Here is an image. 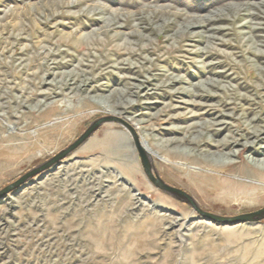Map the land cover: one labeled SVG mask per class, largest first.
Instances as JSON below:
<instances>
[{
    "label": "rangeland",
    "instance_id": "rangeland-1",
    "mask_svg": "<svg viewBox=\"0 0 264 264\" xmlns=\"http://www.w3.org/2000/svg\"><path fill=\"white\" fill-rule=\"evenodd\" d=\"M112 20L121 27L102 33ZM64 78L86 90L56 95ZM108 115L200 209L262 208L251 161L264 158V0H0V189ZM231 151L228 169L190 156ZM0 264H264V218L204 219L151 184L129 132L109 122L0 199Z\"/></svg>",
    "mask_w": 264,
    "mask_h": 264
},
{
    "label": "water",
    "instance_id": "water-1",
    "mask_svg": "<svg viewBox=\"0 0 264 264\" xmlns=\"http://www.w3.org/2000/svg\"><path fill=\"white\" fill-rule=\"evenodd\" d=\"M117 123L124 127L132 137L135 149L138 153L140 163L143 169V173L151 182V184L158 188L159 190L176 197L188 205H190L198 214H200L204 219L211 221L216 224L221 225H234L240 223H255L264 218V206L260 209L255 211L241 213L238 215L233 216H223L218 215L215 213L207 212L200 209L195 201L183 190L170 186L166 184L160 176L154 171L151 159L146 155L144 149L140 144V140L136 132L134 131L133 127L126 122L124 119L116 117L114 115H108L104 117H100L94 120L70 145H68L63 150L56 153L50 159L45 161L44 163L33 167L29 171L25 172L23 175L18 177L15 181L9 183L2 189H0V199L5 197L7 194L11 193L12 191L18 189L20 186L24 185L28 180L32 179L33 177L45 172L46 170L50 169L51 167L58 164L60 160L65 158L69 153L74 151L78 146H80L83 142H85L99 127L104 123Z\"/></svg>",
    "mask_w": 264,
    "mask_h": 264
},
{
    "label": "bare ground",
    "instance_id": "bare-ground-1",
    "mask_svg": "<svg viewBox=\"0 0 264 264\" xmlns=\"http://www.w3.org/2000/svg\"><path fill=\"white\" fill-rule=\"evenodd\" d=\"M96 9H93V10H95L94 11V13L93 14H98V13H100L101 12V10H100V7L98 8V7H95ZM98 8V9H97ZM103 10V9H102ZM117 12H112V16H111V18L113 19V17H115V16H117V14H116ZM210 17L211 16H206V17H200V18H197V17H195V16H187V19L186 20H191L190 21V24H193V23H199V21H205L206 19H210ZM137 20V19H136ZM185 20V21H186ZM195 20V21H194ZM115 20H112V21H109V23H105V25L103 26V27H101L102 28V33H108V32H110V31H114L115 29H119L121 26H115V23L116 22H114ZM192 22V23H191ZM197 26H198V24H197ZM89 27V25H87V24H82V25H79L78 26V30H84V29H87ZM126 27V26H125ZM186 27V26H185ZM190 27H194V26H190ZM119 33H118V31H115V33H114V35H118ZM116 37H109V38H107V40H106V42H109V43H112V41H113V39H115ZM68 44V43H67ZM68 46H70L69 44H68ZM71 48V47H70ZM116 50H118V51H121V53H126V52H128V53H130V54H133V55H137V52L135 53L134 51H130L129 49H125V48H115ZM127 65V63H123V62H120V61H118V62H116V66H120V67H124V65ZM130 66V65H129ZM134 67V66H133ZM128 68V66H126V67H124V69H127ZM129 70V69H128ZM68 76V75H67ZM63 83L61 84V86H59L57 89H59V92H57L56 93V95H60L59 93H60V91H62V89H66V88H68L69 89V91H71V92H80V91H83V90H86V88H85V86L87 85V83H85V82H82V84H79V85H75V86H69L70 84L69 83H67L66 82V78H64L63 79ZM76 82H73V84H75ZM91 92V89H89L88 90V97L90 98V99H93V98H95V97H92V96H90L89 95V93ZM96 98H99V97H96ZM107 98V97H106ZM98 100V99H97ZM104 100H106V99H104ZM107 101V100H106ZM194 106H196V105H194ZM129 121V120H128ZM217 125H219V124H217ZM199 141V140H198ZM198 141H194V140H192V142L193 143H196V142H198ZM206 143V142H205ZM140 144H141V146H142V148L144 149V151H145V153H146V155L151 159L152 157H156L157 156V154L154 152V151H152V149L147 145V143H146V140H145V138L144 137H142L141 136V141H140ZM196 145H197V143H196ZM224 145H226L222 140L221 141H217V142H215V143H207V146L209 147V148H219V147H221V146H224ZM232 145H235V146H245L244 144H241V142H240V140H234V142H233V144ZM242 151H243V149H242ZM239 153H241V152H239ZM239 153L237 154V155H239ZM186 156H187V154H185ZM210 155V157H212L213 159H207V158H198V157H196L195 155H193V154H190V156L193 158V160L195 161V162H197L198 164H203V165H206V166H214V167H220V168H223V169H228L229 167H231L232 165H231V162L232 161H229V158H232V156L233 157H235L236 155H235V153L234 152H227V153H219V152H213V153H210L209 154ZM189 158V157H188ZM252 164L254 165V167H256L257 169H260V170H264V169H262V168H264V167H262V166H264V158L263 159H252Z\"/></svg>",
    "mask_w": 264,
    "mask_h": 264
}]
</instances>
